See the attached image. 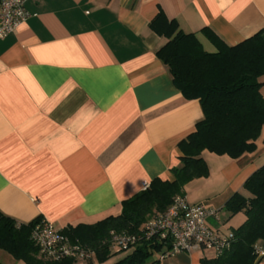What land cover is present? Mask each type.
<instances>
[{
	"label": "crops",
	"instance_id": "0c3cea01",
	"mask_svg": "<svg viewBox=\"0 0 264 264\" xmlns=\"http://www.w3.org/2000/svg\"><path fill=\"white\" fill-rule=\"evenodd\" d=\"M25 8L28 18L0 39V213L59 230L118 214L143 182L172 181L177 144L203 117L156 57L165 40L148 24L159 10L207 51L203 28L228 45L264 30V0H25ZM262 140L264 131L238 159L203 152L209 174L184 193L218 212L207 219L213 229L244 222L223 206L264 165ZM206 250L159 264H200L215 256ZM0 263L25 264L1 250Z\"/></svg>",
	"mask_w": 264,
	"mask_h": 264
},
{
	"label": "trees",
	"instance_id": "16d2710c",
	"mask_svg": "<svg viewBox=\"0 0 264 264\" xmlns=\"http://www.w3.org/2000/svg\"><path fill=\"white\" fill-rule=\"evenodd\" d=\"M148 27L165 40L156 57L167 67L172 85L185 99L198 100L203 115L195 130L177 144L181 155L179 164L169 170L173 180L153 178L145 190L121 202L118 214L59 230L71 245L86 251L82 258L44 260L30 239L42 218L24 224L0 213V250L15 260L25 264H159L167 246L155 239L145 240V225L168 208L175 196L185 195L186 184L208 176L203 152L238 159L255 151L264 131L259 81L264 76V30L228 45L203 28L200 33L214 47L207 51L195 33L182 31L177 21L169 20L161 10ZM242 191L234 193L223 210L229 216L243 213L244 222L231 229L232 239L223 252L201 257L200 264H258L254 246L264 244V165L244 181ZM127 236L138 240L121 248L117 239Z\"/></svg>",
	"mask_w": 264,
	"mask_h": 264
},
{
	"label": "built area",
	"instance_id": "2783aa9c",
	"mask_svg": "<svg viewBox=\"0 0 264 264\" xmlns=\"http://www.w3.org/2000/svg\"><path fill=\"white\" fill-rule=\"evenodd\" d=\"M29 14L25 0H0V39L14 33ZM148 183L143 182L141 190ZM218 212L202 203H189L185 195H177L163 212L150 218L145 225L144 239L164 242V253L159 260L178 253H189L202 248L213 251V255L223 252L232 239L231 230L220 232L207 224L209 217L216 218ZM30 239L37 248L38 255L46 261L59 262L69 257H84L86 251L70 244L59 229L41 219L32 229ZM137 237L127 236L117 239L121 248L133 245ZM254 252L258 259H264V244H256Z\"/></svg>",
	"mask_w": 264,
	"mask_h": 264
},
{
	"label": "rangeland",
	"instance_id": "374dc122",
	"mask_svg": "<svg viewBox=\"0 0 264 264\" xmlns=\"http://www.w3.org/2000/svg\"><path fill=\"white\" fill-rule=\"evenodd\" d=\"M1 251H2V253L7 254V253H6L5 251H3V250H1ZM206 251L209 252L210 254H212V252H213L212 250H208V249H207ZM8 255H9V254H8ZM154 256H155V255H154ZM154 256H153V257H154ZM153 257H151V259H152ZM151 259L148 261V263L151 261Z\"/></svg>",
	"mask_w": 264,
	"mask_h": 264
}]
</instances>
